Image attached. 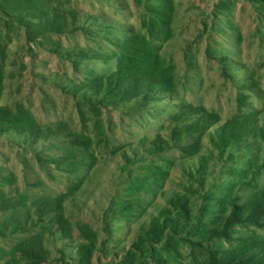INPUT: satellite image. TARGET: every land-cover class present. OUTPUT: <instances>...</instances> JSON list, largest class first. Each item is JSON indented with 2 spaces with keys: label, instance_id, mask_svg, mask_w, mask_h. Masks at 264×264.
<instances>
[{
  "label": "rangeland",
  "instance_id": "1",
  "mask_svg": "<svg viewBox=\"0 0 264 264\" xmlns=\"http://www.w3.org/2000/svg\"><path fill=\"white\" fill-rule=\"evenodd\" d=\"M165 1L159 30L155 0H0V107L24 124L0 134V264H82L84 233L89 264H216L264 238V215L204 238L232 204L264 205V0ZM135 36L171 91L97 100ZM201 118L255 132L222 149L217 125L172 137ZM157 217L171 222L164 240L139 247ZM33 238L40 258L25 251Z\"/></svg>",
  "mask_w": 264,
  "mask_h": 264
},
{
  "label": "trees",
  "instance_id": "2",
  "mask_svg": "<svg viewBox=\"0 0 264 264\" xmlns=\"http://www.w3.org/2000/svg\"><path fill=\"white\" fill-rule=\"evenodd\" d=\"M134 1L139 3L145 0ZM155 1L159 2L151 9V12L155 15V19L152 21L148 20V23L153 25L157 21L158 25L156 27L161 30L166 26L165 18L168 16V5L165 0ZM148 34L149 36H154V29L150 28ZM119 47L122 53L115 70L99 79L93 90V94L97 100L101 101L104 98H108L117 102L141 104L142 102L158 100L164 94L171 91L169 81L159 72L158 68L155 70L154 65L157 64V58H155V53L150 49L145 38L139 36L128 38ZM246 121L248 122L249 119L231 120L218 124L219 120L210 122L207 119L201 118L195 121V123L186 124L183 128L184 131L174 134L172 137H179L202 128L217 125L214 130L215 137L212 139V143L216 148L222 149L230 146L243 136L255 132V129L251 130ZM206 124L207 126H205ZM23 128V123H17L12 120L10 113L0 107V134L7 131H21ZM75 142L77 145L87 146V141L83 138ZM260 197L264 199L263 194ZM261 203L258 200L256 203L241 206H234L232 204V209L224 218L222 226L218 229L206 231L204 238L208 239L211 236L222 238L227 236L228 229L235 222L256 224L257 220L264 215V205ZM161 215L164 217V212ZM163 217L151 220L148 228L141 235L143 243L139 247L144 246L146 241L149 243H161L164 240L171 222L169 219ZM55 223L58 234L62 238H67L70 230L63 216H57ZM83 236L85 240L89 241V244L80 247L78 256L82 264H89L93 243L89 234L84 233ZM24 247L25 251L38 258L45 252L41 238L30 239ZM251 249H254V252L246 255L245 253ZM212 261L216 264H264V238L249 239L236 249L224 253L220 259L213 256Z\"/></svg>",
  "mask_w": 264,
  "mask_h": 264
}]
</instances>
